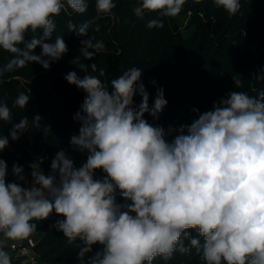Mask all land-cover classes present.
<instances>
[{
	"label": "clouds",
	"instance_id": "9594fccd",
	"mask_svg": "<svg viewBox=\"0 0 264 264\" xmlns=\"http://www.w3.org/2000/svg\"><path fill=\"white\" fill-rule=\"evenodd\" d=\"M186 2L137 0L132 13L139 20L147 13L174 18ZM213 3L229 16L242 7L241 0ZM116 6L113 0H95L98 14L114 16ZM68 9L84 14L88 2L0 0V49L11 54L0 67V77L29 63L50 70L68 55L62 36L49 42L57 27L55 17ZM95 21L67 24L69 33L85 37L79 50L85 61L106 51L103 40L89 36L92 26L100 31ZM146 27L163 28L164 20L150 19ZM29 30L37 35L28 38ZM69 63L84 73L69 71L64 79L85 93L73 117L80 124L79 134L70 138V146L86 153V162L77 168L60 150L47 174L41 167L46 157H39L28 164V175L14 162V180L9 181V166L0 158V264H13L8 241L28 239L37 231L33 221L47 220L53 212L63 219L51 227L68 244L82 242L76 245L79 264H154L157 257L168 261L193 249L202 264H264V89L255 96L232 90L214 101L210 111L193 108L197 118L190 125L165 129L145 119L147 113L158 121L168 101L164 89L157 87L150 106L144 69L130 67L106 84L100 79L105 70L96 63L88 65L79 56ZM97 71L99 76L92 74ZM253 78L264 80V69ZM150 83L156 86L155 80ZM234 86L243 88V79H234ZM30 100L21 92L11 107L0 102V121L11 125L7 135H0V154L10 140L28 132L30 122L41 127L38 114L14 123L13 109H26ZM42 131L47 136L50 129ZM174 133L171 141L166 139ZM97 244L102 251L89 255Z\"/></svg>",
	"mask_w": 264,
	"mask_h": 264
},
{
	"label": "trees",
	"instance_id": "16d2710c",
	"mask_svg": "<svg viewBox=\"0 0 264 264\" xmlns=\"http://www.w3.org/2000/svg\"><path fill=\"white\" fill-rule=\"evenodd\" d=\"M91 2L89 20L95 17L100 31L94 32V26H92L89 28V36L94 35L97 40L101 36L112 47L120 49L122 54L127 52L132 64L138 67L146 65L151 58L152 46L159 36L156 28L148 29L144 19L139 20L134 15H129L127 22L122 20L123 22L114 23L111 16L97 13L95 0ZM113 2L117 5L113 9L114 16L118 17L126 4L130 3L135 6L137 0H113ZM241 5L240 13L236 16H229L222 8L216 7L213 0H200L199 3L187 0L182 12L178 15L185 21V35L177 36V41L181 50L188 53L194 60L207 55L213 49H218L223 55L226 50L232 48L241 55L239 67L232 70L234 76L220 91L221 97H225L232 90L244 91L252 95L255 87L261 83L260 80L253 77L258 73V70L264 69V0H241ZM135 21L138 23L136 27L139 31H135L131 26ZM57 27L63 33V39L67 44L71 39L67 26ZM29 34L30 37L37 35V33ZM78 38L82 40L85 37ZM51 39L55 41V36H52ZM201 44H204V47ZM53 64L56 67L54 74L58 78L57 80L62 79L71 68L65 57ZM237 78L243 79V88H235L234 79ZM100 79L106 84L112 80L109 76H103ZM109 91H111L110 87ZM170 93L167 92V95ZM84 98L85 96H82L78 106L70 112L62 109L53 114L52 106H46L41 127L36 128L30 122L28 132H25L18 141L10 140V146L0 154V158L6 160L7 163L15 162L22 165L25 174L28 175L30 173L29 163L39 157H46L41 167L50 169L51 160L56 152L65 150L74 160L75 166L80 167L82 163L86 162V153L74 151L70 146V138L79 134L80 124L73 117L80 110ZM210 110H212L210 106L201 107V113ZM13 116L14 123H18L23 116L31 121L33 115L30 112V105L28 104L26 109L13 113ZM45 126L50 129L47 136L42 131ZM10 128L11 125L8 122L0 121V135H7ZM103 175L101 170L97 171V178H101ZM117 202L122 203L123 201L118 197ZM58 219H63V217L53 213L47 220L33 221L37 223V231L42 233L36 242V251L45 264H79L76 245L82 242L77 240L72 245L68 244L64 234L51 227ZM102 248L103 246L99 244L93 245V252L89 255H94L96 251H102ZM12 261L13 264H21L18 261Z\"/></svg>",
	"mask_w": 264,
	"mask_h": 264
},
{
	"label": "rangeland",
	"instance_id": "374dc122",
	"mask_svg": "<svg viewBox=\"0 0 264 264\" xmlns=\"http://www.w3.org/2000/svg\"><path fill=\"white\" fill-rule=\"evenodd\" d=\"M91 1L94 2V0H87L88 10L84 14L72 13L71 9H68L67 12L62 11L60 16L55 17L56 25L67 26L68 22L71 21L79 26L83 22L88 21ZM133 7L130 3L126 4L124 10L118 14V17L111 16L112 22L115 23L122 20L125 22L129 15H133ZM150 19H163L164 27L156 28L159 36L152 46L150 61L140 67L144 69L142 82L150 93V106L155 98L157 87L164 89L165 99L168 101V104L160 114L158 121H153L152 117L146 113L145 119L150 123L159 124L165 129L169 125H172L174 128H178L181 124L190 125L197 118V113L192 111L193 108L199 109V112H201L202 106L212 107L213 102L221 98L220 91L234 76L232 70L239 67L241 55L232 48L226 50L223 55L220 54L218 49H213L207 55L194 60L188 53L181 50L176 38L177 36L185 35V21L183 17L162 18L159 17L158 13H147L144 18L145 23ZM131 26L135 31H139L136 27L138 26L136 21ZM29 33L32 32L29 30L26 34L28 38L30 37ZM53 36L55 38L56 36L64 37L58 27H56ZM69 37L71 38L67 43L69 53L65 56L68 63L79 56L80 61L88 65L96 63L97 69L103 68L105 76H109L112 79L119 77L130 67L137 66L129 61V54L127 52L122 54L120 49L112 47L101 36H99V40L104 41L106 51L98 53L93 60L85 61L79 54L80 39L74 33H69ZM49 42L54 41L51 39ZM202 46L204 47V44ZM40 51L39 47L35 50L36 54H39ZM10 57V53L0 49V67L7 63ZM70 66L71 68L67 73L69 71H77L79 75H84L75 65L70 64ZM55 69L54 64L51 65L50 70H45L39 64L29 63L23 69L6 73L0 77V102L6 101L9 107H11L19 93L24 92L31 97L29 105L33 117L38 114L43 120L44 112L48 105L52 106L53 114L58 113L62 109L70 112L78 106L85 93L75 86L69 85L64 77L57 80L58 78L54 74ZM92 74L99 76L98 71ZM154 79L156 81L155 87L150 83ZM260 82L255 87L252 96H255L258 90L264 89V80H260ZM167 92L171 93L167 95ZM134 100L137 105L141 102V97L136 95ZM20 110L21 108H14L13 113H17ZM174 135L175 133L173 136L166 137V139L171 141ZM7 164L10 173L8 178L12 181L11 166L13 163ZM43 170L46 174L50 171V169ZM41 236L42 233L36 231L31 237L38 240ZM154 264H202V262L196 255L195 249H193L191 254L182 255L175 253L173 258L168 261L157 257L154 260Z\"/></svg>",
	"mask_w": 264,
	"mask_h": 264
},
{
	"label": "built area",
	"instance_id": "2783aa9c",
	"mask_svg": "<svg viewBox=\"0 0 264 264\" xmlns=\"http://www.w3.org/2000/svg\"><path fill=\"white\" fill-rule=\"evenodd\" d=\"M13 180L14 177L12 178ZM36 242L37 240L33 239V237L21 241H8L6 250L9 251L12 260L18 261L21 264H45L36 251ZM12 245L15 246L12 247Z\"/></svg>",
	"mask_w": 264,
	"mask_h": 264
}]
</instances>
